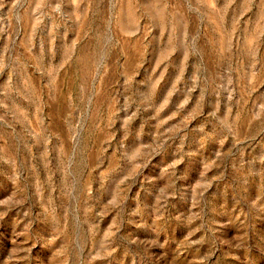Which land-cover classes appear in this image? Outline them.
<instances>
[{"label": "rangeland", "instance_id": "obj_1", "mask_svg": "<svg viewBox=\"0 0 264 264\" xmlns=\"http://www.w3.org/2000/svg\"><path fill=\"white\" fill-rule=\"evenodd\" d=\"M0 264H264V0H0Z\"/></svg>", "mask_w": 264, "mask_h": 264}]
</instances>
